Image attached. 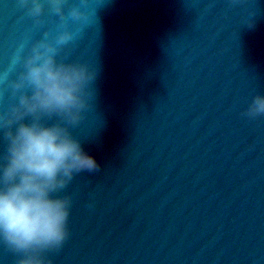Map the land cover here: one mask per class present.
<instances>
[{
  "label": "water",
  "instance_id": "1",
  "mask_svg": "<svg viewBox=\"0 0 264 264\" xmlns=\"http://www.w3.org/2000/svg\"><path fill=\"white\" fill-rule=\"evenodd\" d=\"M41 2L36 26L0 0V115L16 102L13 55L62 30ZM64 11L74 39L58 59L97 69L69 130L100 171L55 194L71 198L69 235L46 259L264 264V115H244L264 95V0H67ZM5 152L0 130V169ZM17 259L0 241V264Z\"/></svg>",
  "mask_w": 264,
  "mask_h": 264
},
{
  "label": "clouds",
  "instance_id": "2",
  "mask_svg": "<svg viewBox=\"0 0 264 264\" xmlns=\"http://www.w3.org/2000/svg\"><path fill=\"white\" fill-rule=\"evenodd\" d=\"M46 2L62 30L54 42L45 32V38L31 43L26 52L21 45L13 55L12 63L20 70L8 86L16 102L0 115L6 142L0 169V241L17 254L16 264H51L44 254L59 250L68 238L71 205L69 196L55 194L74 174L100 171L69 130L88 107L97 69L58 59L63 46L74 39L65 23L67 0ZM17 6L26 9L34 25L42 23L41 0H17ZM67 15L80 20L84 14L73 5ZM244 115H264V95H255ZM45 118L58 119L47 123Z\"/></svg>",
  "mask_w": 264,
  "mask_h": 264
}]
</instances>
